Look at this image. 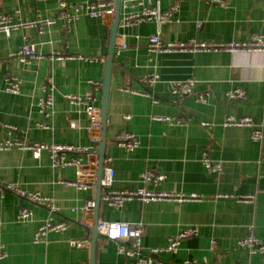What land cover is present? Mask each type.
Wrapping results in <instances>:
<instances>
[{"label": "crops", "instance_id": "crops-1", "mask_svg": "<svg viewBox=\"0 0 264 264\" xmlns=\"http://www.w3.org/2000/svg\"><path fill=\"white\" fill-rule=\"evenodd\" d=\"M59 1L0 0V14L10 15L13 23L54 20L44 32L38 26H20L9 34L0 32V144L7 138H20L95 151L93 157L80 155L82 163L95 174V187L79 189L65 184L77 180L78 167L53 166L47 151L36 158L30 150L0 149V251L6 252L0 264H128L133 257L121 253L119 242L99 232L93 252L91 240L97 219L143 223L145 250L162 249L184 228L197 227L198 234L183 239L177 253L162 250L155 255L168 264H184L187 259L197 264H264L263 253H251L238 244L251 234L264 243V52L148 49L153 35H159L165 43L194 40L208 44L264 36V0H227L224 4L215 0H144L147 6L171 11V19L129 25H123V19L142 7L122 0L105 131V157L112 158L114 167L112 189L143 186L201 198H132L120 208L102 199L98 212L95 207L86 210L85 205L97 196L102 128H92L83 106L70 102L65 95L84 96L93 91L94 104L101 110L115 9L113 14L105 12L97 17L82 14L67 23L61 16ZM64 1L69 5L115 3ZM26 42L35 45L37 56L28 63L10 56ZM56 54L65 58H51ZM153 72L159 75L156 84L141 82L143 76ZM13 77L21 80L17 94L7 91ZM179 80H194L193 92L174 96L171 87ZM47 84L56 88L49 117L39 108ZM238 88L245 91L246 97L228 99V92ZM134 91H146L148 95ZM206 93L207 100L199 101L197 96ZM229 115L251 117L263 134L262 140L252 139L251 127L225 126ZM154 116L185 122L159 121ZM202 122L212 126H202ZM7 125L18 130L11 132ZM122 131L137 135L140 145L134 150L118 145L116 137ZM205 152L222 163V171H207L202 163ZM149 171L162 173L165 178L158 184L143 182L142 175ZM7 184L51 197L54 220L66 221L67 228L51 231L44 243H34V233L49 217L50 209L5 189ZM244 196L251 199H241ZM23 207L33 212L29 220L17 217Z\"/></svg>", "mask_w": 264, "mask_h": 264}, {"label": "built area", "instance_id": "built-area-1", "mask_svg": "<svg viewBox=\"0 0 264 264\" xmlns=\"http://www.w3.org/2000/svg\"><path fill=\"white\" fill-rule=\"evenodd\" d=\"M128 2L137 3L142 7L138 12H133L127 15L123 19V25L135 24L142 21L151 19L158 20L160 23H165L171 19V11H163L159 7H150L144 4V0H126ZM218 3L224 4L227 0H215ZM61 16L67 23L71 20L77 19L82 14H87L92 17L103 16L105 12L111 14L114 13L113 1H94V2H80L73 5L67 4L64 0L59 1ZM72 8L69 11L68 8ZM177 8V5L173 7V10ZM54 22L53 19H41L35 20L28 24L13 23L12 17L6 13L0 14V32L9 34L12 30L18 29L20 26L30 27L38 26L41 32H44L46 26L51 25ZM125 47V45H122ZM148 49L152 52H167V51H201L209 49H226L233 52H264V36L254 35L248 41H231L227 43L208 44L204 42H198L191 40L189 42H171L165 43L162 41L159 35H153L150 37ZM38 55L34 44L26 42L18 51L10 54L11 57H17L21 61L28 63L31 58ZM54 59H64L65 56L61 54L51 55ZM159 75L156 72L149 73L141 78V82L145 85H154L159 81ZM195 86L194 80H179L174 81L171 87V92L174 96L187 95L193 92ZM126 91H130L128 87L123 88ZM7 91L12 93H19L21 91V80L13 77L10 78L7 85ZM45 94L39 101L40 111L45 117H49L52 114V106L54 103V94L56 88L52 84L45 86ZM148 95L146 91H134ZM209 93L200 94L197 96L199 101H206ZM65 97L72 103L83 106V110L91 121V127L100 129V110L94 104L96 99L93 91L84 96L66 94ZM228 99H243L246 97L243 89H235L229 91L227 94ZM156 101V100H155ZM153 119L159 121H167L170 123H183L185 119L167 117V116H154ZM225 126H248L251 127V137L254 141L260 142L263 138V134L259 128H256L254 121L251 117L236 115H229L224 123ZM202 126H212L209 122H202ZM9 131L18 130L13 125H7ZM93 140H96L95 137ZM118 145L126 148L127 150H134L140 145V139L137 135L129 131H122L116 137ZM17 148L20 150H30L33 156L39 158L43 151H47L52 159L53 166H65L76 165L78 167V178L75 181H64L67 185L75 186L79 189H91L95 187V174L87 169L88 165L82 163L81 154H86L88 157H93L95 151H91L85 147H76L70 144L60 143H47L43 141H26L24 139H11L7 138L0 144V149ZM69 154H72L69 157ZM112 158L105 157L103 175L101 184L104 187L102 199L116 208L122 207L125 201L132 198H139L142 201L151 200H177L188 201L193 199H200L201 197L196 194L184 195L181 193H173L167 191H152L145 187H137L133 190L117 191L112 189L114 167L112 164ZM264 162V159H263ZM202 163L204 167L210 173H218L222 171L223 165L220 161L213 160L208 152H205L202 157ZM165 175L162 173H155L152 171L146 172L142 175V181H153L154 183H161ZM1 187V184H0ZM5 189L12 190L17 193L21 198L27 199L37 205L45 206L50 209L51 214L47 219L37 228L33 236L34 243H44L47 240L48 234L51 231H63L67 228L66 221H55L53 213L55 206L51 197L42 195L38 192L25 191L15 184H7ZM243 200L251 199V196L241 197ZM95 207V201L89 200L85 205L86 210H90ZM32 210L27 207H23L18 211V219L22 221L29 220L32 217ZM1 227V220H0ZM145 225L141 222H121V221H100L98 222V231L106 239L119 242V251L126 255L133 257L128 264H168L165 263L155 255L162 250L177 253L181 241L185 238L193 237L198 234V229L195 226H188L175 236L170 237L168 244L164 248H150L145 250L142 245V237L145 234ZM240 247H246L251 253H263L264 243L259 241L253 234L240 239L238 242ZM213 245L216 242L213 241ZM6 256L5 251H0V259ZM184 264H197L196 260L187 259Z\"/></svg>", "mask_w": 264, "mask_h": 264}, {"label": "water", "instance_id": "water-1", "mask_svg": "<svg viewBox=\"0 0 264 264\" xmlns=\"http://www.w3.org/2000/svg\"><path fill=\"white\" fill-rule=\"evenodd\" d=\"M122 0H115L114 9H115V18L112 25L111 35H110V43H109V57L106 61L105 65V76L103 82V100L101 105V128H102V138L99 145L98 157H99V165L97 169L96 175V189H97V196L95 200V209L98 212L99 206L102 201L103 190L104 187L101 184V179L103 175V168H104V159L106 156V146H107V139L105 135L106 131V123H107V107H108V99H109V92H110V84H111V74L113 70V57L116 50V38L118 32V26L121 22L120 17V9H121ZM98 219L96 225L93 229L92 233V245H93V252L95 251V245L98 237Z\"/></svg>", "mask_w": 264, "mask_h": 264}]
</instances>
